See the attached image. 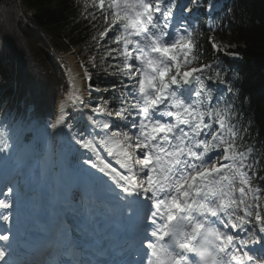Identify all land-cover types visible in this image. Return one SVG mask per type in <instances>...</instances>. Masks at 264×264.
<instances>
[{"label":"snow or ice","instance_id":"6c2138e0","mask_svg":"<svg viewBox=\"0 0 264 264\" xmlns=\"http://www.w3.org/2000/svg\"><path fill=\"white\" fill-rule=\"evenodd\" d=\"M91 6L85 19L96 21L98 9L107 25L101 40L114 33L108 56L118 61L112 74L121 78L111 91L119 95L94 106L74 96L73 107L87 109L83 126L61 106L47 128L82 150L85 187L102 184L111 196L121 258L104 264H264V187L254 183L264 177L253 148L241 143L247 128L236 104L238 80L219 62H204L198 39L206 29L214 53L238 55L215 39L216 0H92ZM201 9L212 21L204 29L197 27ZM93 90L99 91L89 84V95ZM9 141L5 125L0 153H9ZM7 180L0 174V222L7 225L0 264H92L73 259L80 253L63 240L56 249L67 261L21 260V244L37 255L47 249H33L13 232L19 189Z\"/></svg>","mask_w":264,"mask_h":264},{"label":"trees","instance_id":"16d2710c","mask_svg":"<svg viewBox=\"0 0 264 264\" xmlns=\"http://www.w3.org/2000/svg\"><path fill=\"white\" fill-rule=\"evenodd\" d=\"M91 5L92 0H0V116L6 111L25 114L31 105L37 119L51 117L55 99L66 92L55 60L61 62L62 54L73 48L93 71V84L104 92L112 89L104 63L90 61L98 56L99 33L107 27L98 9L96 21L85 19L94 10ZM229 8L215 39L238 55L214 53L202 24L197 27L204 35L198 39L204 62H219L238 80L236 104L247 128L241 143L253 148L252 158L260 161L259 176L264 177V0H231ZM111 47L116 45L109 43L107 51ZM102 97L110 99L111 94ZM254 183L264 187V180Z\"/></svg>","mask_w":264,"mask_h":264},{"label":"rangeland","instance_id":"374dc122","mask_svg":"<svg viewBox=\"0 0 264 264\" xmlns=\"http://www.w3.org/2000/svg\"><path fill=\"white\" fill-rule=\"evenodd\" d=\"M183 0L182 2H184ZM108 40L105 38L103 40V44L100 46L101 48L99 49L100 53L98 54L97 62L98 63H104L102 66L104 69L108 68L111 71L113 70V60L111 59L110 56H108V51H107V42ZM230 49L232 47H229ZM233 49V48H232ZM73 54V52H71ZM74 57V54H73ZM67 60L72 64L73 59L65 54L64 55V63L66 64ZM56 61V60H55ZM57 62V61H56ZM74 62V61H73ZM58 66L60 67V72L62 68V75H63V84L65 86H68V93L66 96L63 97H57L55 99V106L56 108L59 107V105H63L67 103L71 98L74 97V94H77L79 92V89L82 91V95L80 96L84 101H86V95L84 93V80L82 75L77 69V73L80 75L79 77L77 76L76 78L80 79V82L82 83V88L75 86V84L79 81L78 79H75L71 75L70 67L72 65H66L65 68L61 67L59 64ZM74 66L75 62H74ZM99 72L98 74H100ZM115 73V72H112ZM59 74V72H58ZM119 76V75H118ZM73 79V80H72ZM73 96V97H72ZM70 98V99H69ZM85 98V99H84ZM22 106V104H20ZM86 113L87 109L83 108ZM55 114L56 112L53 111L51 118L48 117L43 120V122H40L39 120L36 119V117L33 114V107L31 105L27 106L25 114H19L18 116H14V113H6L4 112L3 115L0 117V129L4 128V126H7V130L10 133V143L12 144V148L10 149L9 153L4 154L0 153V170L3 171H8L10 169H15L17 173L22 170L21 175V186L16 185L19 189V196L17 198V205L21 204V202L26 204V209L28 211H31L34 207V200L36 199V194L39 191V188L43 182L41 177L43 178L47 173L48 169L43 168V163L44 161H47V158L52 156V150L51 148L55 147V136L51 135L50 132L51 130L47 128V125L51 123L55 119ZM77 121L78 123L76 124L77 127L83 126L79 120L76 119H71V122ZM81 123V126L79 125ZM72 148V147H71ZM49 149L50 152L49 153ZM73 150L75 149V157H81L83 156L82 150H77L76 147L72 148ZM8 156L9 158L5 159V156ZM48 155V157H46ZM33 157V159H31ZM110 159V158H109ZM51 169H53V165H50ZM41 171V172H40ZM99 175V173H96ZM32 186V190L29 194L23 195V191L25 189L24 185L25 183H28ZM52 182V181H50ZM49 182V183H50ZM48 187V183H47ZM47 189V188H46ZM50 193L47 194V202L52 199L51 195L53 194V191L55 190V183H50L49 188ZM26 198V199H25ZM25 199V200H24ZM24 200V201H23ZM29 200V201H28Z\"/></svg>","mask_w":264,"mask_h":264},{"label":"bare ground","instance_id":"6f19581e","mask_svg":"<svg viewBox=\"0 0 264 264\" xmlns=\"http://www.w3.org/2000/svg\"><path fill=\"white\" fill-rule=\"evenodd\" d=\"M74 61V60H73ZM72 61V76L74 78H76L77 76L79 77L80 75L77 73V70L79 71V68L78 66H74V62ZM77 69V70H76ZM81 72V71H79ZM73 80V79H72ZM83 80H84V77H83ZM76 86L78 87H81L82 88V83L80 82V85L79 83L77 82L76 83ZM85 90H84V93L86 95V85L84 86ZM73 97V96H72ZM87 98V96H86ZM70 99V98H69ZM85 99V98H84ZM62 107L64 108V110L68 113H71V119H76V120H79V122H81L83 124V119H82V113L85 112V110L83 108H74L73 105H71L70 102L65 103L62 105ZM61 108V105H59V107H57V110H56V114H55V118L59 112ZM57 136H55L56 138ZM65 140V139H64ZM66 145H68L66 143ZM70 145V144H69ZM68 145V146H69ZM69 150H70V159H67V162L65 163V161L63 159H61V157L58 155V151H57V148H54V154L52 156H50L49 158H47V161H44L43 163V168L44 169H48V173H47V179L52 181V182H55V192L56 194L58 193V191H62L63 194L65 195L66 199L67 197L69 198L70 197V194L67 190V187L70 186V184L74 181L72 179V176L71 174H79L76 170H75V167L77 168L78 170V157H75V149L73 150L71 148V146H69ZM49 153L50 152V149H49ZM46 157H48V155H46ZM50 165H53V169H51V166ZM1 169V168H0ZM3 171V170H1ZM16 170L13 168V169H10L8 170L6 173L9 174L10 172H15ZM41 172V171H40ZM97 175V174H96ZM10 176V175H9ZM42 179V177H41ZM50 182V183H52ZM50 183L48 184V188H49V185ZM1 184V183H0ZM3 185V183H2ZM1 185V187H2ZM62 185V186H61ZM95 186L98 187V193L100 194V199L102 201H111V196L109 194V192L107 191V189L105 188L104 185L102 184H99L97 183ZM0 187V191H2V188ZM66 188V189H65ZM24 191V190H22ZM50 193V189H47L46 191L43 192L42 196H40V200L39 202H43L45 204H49V202H47V194ZM77 193L76 191H74L71 196H77ZM2 197H4L2 195ZM26 199V198H25ZM24 199V200H25ZM23 200V201H24ZM29 201V200H28ZM107 206H110L109 204H106ZM25 209H23V207ZM12 213L14 215V217L17 219L18 217V221L20 222L24 217H26L27 215H29V211L26 209V205L25 203L21 202V205H19V208L18 207H14L12 210ZM110 214H112V211H111V208L109 209L108 211ZM55 240H58L57 238Z\"/></svg>","mask_w":264,"mask_h":264},{"label":"water","instance_id":"95a60500","mask_svg":"<svg viewBox=\"0 0 264 264\" xmlns=\"http://www.w3.org/2000/svg\"><path fill=\"white\" fill-rule=\"evenodd\" d=\"M39 256H40V255H39ZM39 256H38V257H39ZM39 258H40V257H39Z\"/></svg>","mask_w":264,"mask_h":264}]
</instances>
